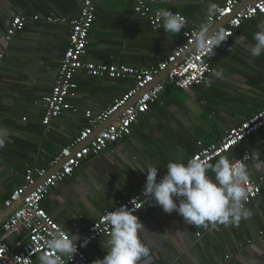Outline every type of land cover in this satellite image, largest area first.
Wrapping results in <instances>:
<instances>
[{
  "label": "crops",
  "instance_id": "1",
  "mask_svg": "<svg viewBox=\"0 0 264 264\" xmlns=\"http://www.w3.org/2000/svg\"><path fill=\"white\" fill-rule=\"evenodd\" d=\"M224 1L180 0L160 8L202 26L208 4L220 6ZM95 7L85 62L151 68L183 41V29L177 34L162 28L152 30L146 20L133 13L130 0H99ZM79 11L80 0H0V129L7 130L5 146L0 149V219L15 205L4 208L12 192L24 184L25 166L46 168L86 127L85 111L93 115L103 112L132 86L128 81L79 74L73 100L77 113H63L47 127L41 124L42 98L51 92L69 31L65 26L30 21L9 42L6 31L17 14L73 19ZM262 22L264 17L244 22L215 48L209 62L212 71L222 70V76L217 78L211 71L206 78L211 86L203 83L182 91L167 85L159 101L134 124L131 136L97 156H89L72 176L50 190L42 202L46 214L66 232L79 235L117 200H125L144 187L146 173L137 167L150 164L158 168V175L164 174L169 162L190 159L198 142H218L230 128L264 109V55L252 58L247 47L254 43L253 33ZM118 112L94 132L106 128L116 117L115 122L122 114L117 116ZM244 150L250 153L249 177L264 176V169L257 170L253 159L258 156L264 161V129L232 149L228 157L235 158ZM208 175L214 178L211 171ZM246 208L252 213L250 218L241 219L238 225L219 224L197 238L205 227L189 225L175 211L166 214L156 204L146 207L136 214L145 228L140 238L149 250L139 264H264V234L259 235L264 230V190ZM19 240L13 236L9 243L15 245ZM106 240L98 239L86 249L91 263L106 255Z\"/></svg>",
  "mask_w": 264,
  "mask_h": 264
},
{
  "label": "built area",
  "instance_id": "2",
  "mask_svg": "<svg viewBox=\"0 0 264 264\" xmlns=\"http://www.w3.org/2000/svg\"><path fill=\"white\" fill-rule=\"evenodd\" d=\"M98 1L80 0L79 15L73 19L49 16L44 19L39 16L27 18L22 14H17L11 20L6 31L5 39L8 42L12 40L14 35L23 31L30 21H42L49 25L65 26L69 31L68 46L62 56L51 92L42 98L44 115L41 124L43 126H49L53 120L63 113H77L78 109L73 100L77 97L78 86L75 78L79 74L99 80L128 81L132 83V86L123 96L115 99L103 112L93 115L90 111H85L86 127L80 131L69 146L58 151L46 168L25 166L24 184L14 190L4 202V208H10L24 197L22 205L1 223L0 264H39V256L48 251L45 241L49 237V233L66 232L42 208V202L50 190L72 176L89 156H97L111 144L131 136L134 124L148 112L150 106L159 101L160 95L167 85H171L178 90L188 91L192 87L205 82L212 71L209 62L211 53L199 50L195 44V39L202 28L206 26L209 28V33H211L216 25H220L219 28L224 29L227 36L226 40H228L244 22L256 17H264V0H253L244 7H241V4L246 0H225L222 5L218 6L219 11L216 15L207 16L202 26H196L192 21L186 19V26L183 28V41L175 45L170 53L155 67L139 68L126 64L83 61L89 34L96 20L95 4ZM130 1L133 13L146 20L152 30L158 31L162 28V21L158 16V11L162 9L160 6L174 5L180 0ZM166 71L168 73L165 78L155 82ZM142 91L144 92L140 97L126 108L115 122L97 133L94 132L98 125L106 122ZM262 129H264V109L257 111L239 125L230 128L218 142L208 145H202L201 142H198V150L191 158L200 156L212 163L221 155L228 157L232 149L247 142L250 137L259 133ZM246 154L249 155V158L244 161L247 164L250 159V153L247 150H244L235 158H228L230 161L243 159ZM59 164L62 165L55 169ZM164 174L158 175V179ZM40 179H43L42 183L36 185ZM245 187L249 190L246 207L264 190V176H259L256 179L249 177ZM142 193L143 188L125 200H117L113 208L104 211L83 229L78 235L79 240L76 242L77 252L73 254L72 259L71 257H64V264H92L86 257V249L96 240L108 238L110 231L109 226L104 221V216L120 206L126 205L128 208H132L133 205L130 201L133 198L138 201L145 199ZM140 203L143 204V201H140ZM154 204L149 200L133 214L136 215L146 207ZM218 225L211 224V227L203 228L202 232L197 234V238H201L211 228ZM263 234L264 230L259 232V235ZM13 236L20 237L19 242L15 245L9 243L10 238ZM85 238L88 239L87 245L80 247ZM225 258L228 259V256Z\"/></svg>",
  "mask_w": 264,
  "mask_h": 264
},
{
  "label": "clouds",
  "instance_id": "3",
  "mask_svg": "<svg viewBox=\"0 0 264 264\" xmlns=\"http://www.w3.org/2000/svg\"><path fill=\"white\" fill-rule=\"evenodd\" d=\"M219 11L217 4L209 3L207 15L214 16ZM162 29L167 33L177 34L186 26V18L179 13L160 9L158 11ZM253 33V44L248 45L252 58L264 55V22L257 25ZM227 36L223 28L209 33V28H202L195 39L196 47L214 55V47L225 41ZM238 39L243 40L244 37ZM207 68V66H205ZM212 75L219 78L222 70H213ZM206 86H211L210 80H205ZM6 129H0V149L5 146ZM249 158L229 160L221 155L215 163L200 156H194L187 162H169L166 173L158 179V168L148 165L137 167L146 173L143 187L145 199L133 198L132 208L120 206L104 216L109 226L106 240L107 252L103 259H96L92 264H139L142 257L148 255V248L142 242L139 233L145 230L138 216L133 213L149 200L160 206L162 211L170 214L175 211L184 222L196 227H208L209 224L238 225L241 219H248L252 213L245 205L249 190L245 187L249 178L248 166L244 162ZM254 167L264 169V161L254 156ZM134 169V170H136ZM211 171L214 178L208 175ZM143 201V204L140 203ZM79 236L67 232H51L45 241L47 252L39 256V264H64V257H73L77 252L76 242ZM85 238L80 247L86 246Z\"/></svg>",
  "mask_w": 264,
  "mask_h": 264
},
{
  "label": "water",
  "instance_id": "4",
  "mask_svg": "<svg viewBox=\"0 0 264 264\" xmlns=\"http://www.w3.org/2000/svg\"><path fill=\"white\" fill-rule=\"evenodd\" d=\"M248 3H242L241 4V7H244V6H246ZM220 26H217V27H215L214 28V30L213 31H215L216 29H218ZM167 73H168V71H166V72H164L160 77H158L156 80H155V82H157V81H159V80H162L163 78H165V76L167 75ZM144 91H142V92H140L131 102H129L125 107H123L121 110H119V112H118V114H117V116L119 115V114H121L126 108H128L129 106H131L135 101H136V99L138 98V97H140V95L143 93ZM116 118V117H115ZM115 118H113L112 120H109L108 121V125L109 124H111V122H113V120H115ZM102 129H104V128H101V130ZM62 164H59L55 169H58L60 166H61ZM23 199H24V197L23 198H21V200L18 202V203H16L11 209H8L7 211H5L4 213H3V217H2V219H0V224L2 223V221H4L16 208H18L19 206H21L22 205V203H23Z\"/></svg>",
  "mask_w": 264,
  "mask_h": 264
}]
</instances>
